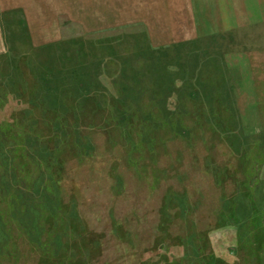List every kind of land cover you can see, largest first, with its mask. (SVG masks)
Instances as JSON below:
<instances>
[{"label":"rangeland","instance_id":"obj_1","mask_svg":"<svg viewBox=\"0 0 264 264\" xmlns=\"http://www.w3.org/2000/svg\"><path fill=\"white\" fill-rule=\"evenodd\" d=\"M163 1L0 0V264H264V102Z\"/></svg>","mask_w":264,"mask_h":264},{"label":"crops","instance_id":"obj_2","mask_svg":"<svg viewBox=\"0 0 264 264\" xmlns=\"http://www.w3.org/2000/svg\"><path fill=\"white\" fill-rule=\"evenodd\" d=\"M164 5L181 7L194 25L197 38L233 41L224 51V65L236 94L264 102V34L254 32L264 25V0H164ZM182 7H187L182 8ZM188 11V13H187ZM174 18L168 20L173 21ZM258 31V30H257Z\"/></svg>","mask_w":264,"mask_h":264}]
</instances>
